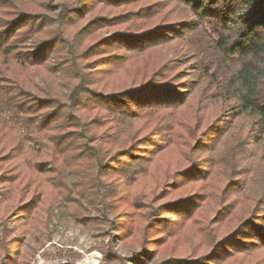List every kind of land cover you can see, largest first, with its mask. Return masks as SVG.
Segmentation results:
<instances>
[{
    "label": "trees",
    "instance_id": "trees-1",
    "mask_svg": "<svg viewBox=\"0 0 264 264\" xmlns=\"http://www.w3.org/2000/svg\"><path fill=\"white\" fill-rule=\"evenodd\" d=\"M21 200L38 249L84 203L121 264H264V0H0V207Z\"/></svg>",
    "mask_w": 264,
    "mask_h": 264
},
{
    "label": "rangeland",
    "instance_id": "rangeland-1",
    "mask_svg": "<svg viewBox=\"0 0 264 264\" xmlns=\"http://www.w3.org/2000/svg\"><path fill=\"white\" fill-rule=\"evenodd\" d=\"M36 82L42 84L41 78L38 77ZM24 201H10L1 204L0 221L4 219L10 222L12 230L8 239L16 238L19 241L18 244H12L11 248H18L20 255L16 262L7 261L3 257V251L0 250V264H60L64 262L121 264L115 257L125 259L133 257L134 247L129 244L115 243L105 236V230L94 228L96 226L94 221L92 222L93 228L83 223L86 217L89 219L98 217V213L84 203L80 206L68 205L63 210L52 209L48 228L50 242L42 249L36 248L33 234L22 222L13 218ZM2 239L0 235V241ZM166 256L168 257L166 253L162 255L163 258Z\"/></svg>",
    "mask_w": 264,
    "mask_h": 264
},
{
    "label": "water",
    "instance_id": "water-1",
    "mask_svg": "<svg viewBox=\"0 0 264 264\" xmlns=\"http://www.w3.org/2000/svg\"><path fill=\"white\" fill-rule=\"evenodd\" d=\"M60 264H74V263L64 262V263H60Z\"/></svg>",
    "mask_w": 264,
    "mask_h": 264
},
{
    "label": "bare ground",
    "instance_id": "bare-ground-1",
    "mask_svg": "<svg viewBox=\"0 0 264 264\" xmlns=\"http://www.w3.org/2000/svg\"><path fill=\"white\" fill-rule=\"evenodd\" d=\"M82 264H88V263H82Z\"/></svg>",
    "mask_w": 264,
    "mask_h": 264
}]
</instances>
